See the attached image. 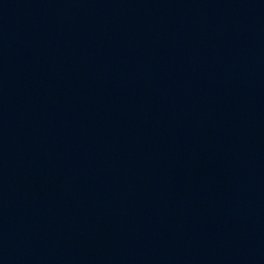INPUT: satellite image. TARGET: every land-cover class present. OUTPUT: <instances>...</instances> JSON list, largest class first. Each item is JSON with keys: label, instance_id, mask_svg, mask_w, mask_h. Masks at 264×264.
<instances>
[{"label": "water", "instance_id": "water-1", "mask_svg": "<svg viewBox=\"0 0 264 264\" xmlns=\"http://www.w3.org/2000/svg\"><path fill=\"white\" fill-rule=\"evenodd\" d=\"M0 264H264V0H0Z\"/></svg>", "mask_w": 264, "mask_h": 264}]
</instances>
